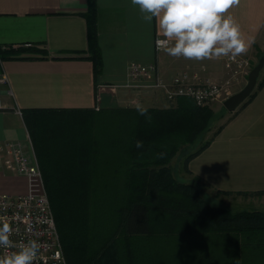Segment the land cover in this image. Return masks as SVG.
<instances>
[{
  "label": "trees",
  "instance_id": "obj_1",
  "mask_svg": "<svg viewBox=\"0 0 264 264\" xmlns=\"http://www.w3.org/2000/svg\"><path fill=\"white\" fill-rule=\"evenodd\" d=\"M84 16L97 82L102 61L93 3ZM0 57L6 58L1 51ZM22 116L67 264H106L112 249L115 264H156L153 253L160 256L164 237L201 243L208 251L192 264H264V212L213 206L173 177L172 159L210 130L208 107L180 98L161 109H33ZM209 143L186 158V172Z\"/></svg>",
  "mask_w": 264,
  "mask_h": 264
},
{
  "label": "crops",
  "instance_id": "obj_2",
  "mask_svg": "<svg viewBox=\"0 0 264 264\" xmlns=\"http://www.w3.org/2000/svg\"><path fill=\"white\" fill-rule=\"evenodd\" d=\"M92 3L102 61L97 82L84 16ZM229 11L244 35L255 39L238 56L247 59L249 67L234 79L233 95L264 57V0H240ZM157 37L155 18L151 24L144 22L131 0H0V51L6 57L0 75L7 77L0 83V143L27 145L22 116L26 110L168 108L161 91L121 86L131 62L155 64L167 82L184 72L217 83L231 77L233 67L221 58L194 61L156 51ZM187 169L183 183H197L211 205L234 213L264 212V83L234 112L226 113L209 145L188 161ZM39 191L36 179L0 167V194ZM238 195L250 197L239 202ZM153 254L156 264H163L161 252Z\"/></svg>",
  "mask_w": 264,
  "mask_h": 264
},
{
  "label": "built area",
  "instance_id": "obj_3",
  "mask_svg": "<svg viewBox=\"0 0 264 264\" xmlns=\"http://www.w3.org/2000/svg\"><path fill=\"white\" fill-rule=\"evenodd\" d=\"M155 48L156 51H162L156 47V44ZM221 59L233 67L231 77L221 83L208 79L200 80L197 75L191 76L186 72L172 77L167 82L161 77L155 64L131 62L127 67L125 82L121 86L161 91L170 104L176 103L180 98L191 99L198 107L217 102L222 104L231 96L229 93L234 79L249 67V61L241 57L235 59L221 57ZM0 64H2L1 57ZM6 82V75L1 74L0 83ZM96 110H99V107ZM18 113L21 115V112ZM0 167L17 176L36 179L40 188L39 193L15 196L0 194V221L11 223L14 229L11 238L16 242H27L29 239L39 242L41 250L36 264H67L44 188L42 172L29 136L27 145L12 141L0 143ZM7 251L0 249V255Z\"/></svg>",
  "mask_w": 264,
  "mask_h": 264
},
{
  "label": "clouds",
  "instance_id": "obj_4",
  "mask_svg": "<svg viewBox=\"0 0 264 264\" xmlns=\"http://www.w3.org/2000/svg\"><path fill=\"white\" fill-rule=\"evenodd\" d=\"M240 0H131L144 22L155 18L158 27L156 47L174 58L204 61L245 54L255 43L245 36L230 9ZM137 146L140 144L138 142ZM10 222L0 221V264H36L37 240L16 242Z\"/></svg>",
  "mask_w": 264,
  "mask_h": 264
},
{
  "label": "rangeland",
  "instance_id": "obj_5",
  "mask_svg": "<svg viewBox=\"0 0 264 264\" xmlns=\"http://www.w3.org/2000/svg\"><path fill=\"white\" fill-rule=\"evenodd\" d=\"M259 78H264V68L260 71ZM176 103L170 104L169 106H174ZM208 109L212 111L213 117L210 121V130L207 132V134L204 136V138L200 141L201 144L207 142L212 138V136L216 133V131L220 128L221 124L224 122V118L226 116V113H228L224 107L223 104L220 102L210 104L208 106ZM99 111V110H95ZM63 133V132H62ZM30 138V136H29ZM31 140V138H30ZM32 143V140H31ZM197 144L196 146L187 145L180 149L179 153L172 159L170 163V168L173 172V177L180 183H183V178H186L185 175V160L186 158L195 152L197 148L201 144ZM32 147L34 149L33 143ZM35 151V149H34ZM36 154V152H35ZM37 157V156H36ZM187 174V173H186ZM184 184H192L195 187H197L201 193V188L197 183H184ZM202 195V194H201ZM203 197V195H202ZM250 196L245 195H238L235 196V199L240 202L243 201V199L249 198ZM212 204V203H211ZM233 211V210H232ZM231 211V212H232ZM235 210L233 211V213ZM166 240V243H162L161 245V261L163 264H185V261H188L189 264H192V260L194 261L195 254L200 252L201 250L208 251L205 249L204 246L199 244L197 245V241L190 240L189 241H182L180 237H164L162 240ZM185 251V252H182ZM211 252V251H209ZM109 256L106 257L105 263L106 264H115L116 262V254L115 251L112 249L108 251Z\"/></svg>",
  "mask_w": 264,
  "mask_h": 264
},
{
  "label": "water",
  "instance_id": "obj_6",
  "mask_svg": "<svg viewBox=\"0 0 264 264\" xmlns=\"http://www.w3.org/2000/svg\"><path fill=\"white\" fill-rule=\"evenodd\" d=\"M262 68H264V57H261L258 63L248 73L246 85L239 92L234 93L222 103L227 112H234L247 98H249L257 84V79Z\"/></svg>",
  "mask_w": 264,
  "mask_h": 264
}]
</instances>
